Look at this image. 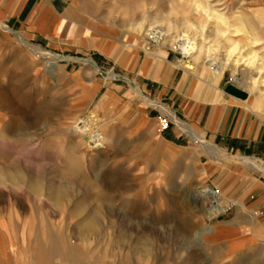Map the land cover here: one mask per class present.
<instances>
[{
  "label": "crops",
  "instance_id": "1",
  "mask_svg": "<svg viewBox=\"0 0 264 264\" xmlns=\"http://www.w3.org/2000/svg\"><path fill=\"white\" fill-rule=\"evenodd\" d=\"M260 1L253 18L264 25ZM128 2L0 0V48L12 41L15 51L32 44L113 63L133 82L132 88L105 84L88 71L64 69L72 81L71 117L93 108L127 136L141 138L143 146L199 147L201 176L189 178L190 183L211 185L237 205L227 218L206 224L208 230L196 220L178 222L177 210L160 207L161 177L127 172L107 180L106 196L82 188L78 203L62 214L72 217L71 227L61 230L58 225L56 238H35L38 264H51L53 256L62 264H264V90L258 95L210 69L211 76L178 70L167 52L141 54L140 36L126 33L120 25L129 22L114 16ZM164 115L184 134L174 127L158 132ZM141 151L160 152L149 147ZM120 168L161 166L153 160L122 162ZM71 181L91 185L93 179ZM5 253L0 246V257Z\"/></svg>",
  "mask_w": 264,
  "mask_h": 264
},
{
  "label": "rangeland",
  "instance_id": "2",
  "mask_svg": "<svg viewBox=\"0 0 264 264\" xmlns=\"http://www.w3.org/2000/svg\"><path fill=\"white\" fill-rule=\"evenodd\" d=\"M137 1L129 0L127 8L113 12L129 22L120 25L126 33L140 36L137 47L141 54L160 56L158 52H167L178 70L193 71L197 76H211L210 70L222 72L225 79L263 95L264 25L253 18L254 9L261 7L260 0ZM152 31L161 33L159 43L146 39ZM144 42L150 43L148 49ZM182 46H187L188 56L178 62ZM87 57L97 70L82 61L85 57L49 52L32 44L15 51L9 41L0 48V246L6 252L0 264H38L35 238H56L58 225L61 230L71 227L72 217L62 214L78 203L82 188L91 187L92 194L106 196L107 180L127 172L129 176L161 177L160 207L177 210L178 222L196 220L199 227L208 230L237 205L224 200L211 185L190 183L189 178L201 176L199 147L169 150L143 146L141 138L127 136L115 121L106 120L93 108L71 117L72 81L64 69L88 71L105 84L134 86L113 63ZM82 122L90 125L84 134L75 128H81ZM170 127L184 134L172 121ZM88 133L97 134L94 143H88ZM97 144L100 147L96 148ZM147 147L160 152L141 151ZM153 160L160 161V169L120 168L122 162L148 164ZM74 177L93 181L91 185L74 184ZM210 189L217 192L224 212L208 219L204 212H197L200 206L193 198L201 195L198 203L207 208L209 200L203 192ZM191 193H196L193 202L188 199ZM114 196L119 199L121 195L116 192ZM50 262L62 264L55 256Z\"/></svg>",
  "mask_w": 264,
  "mask_h": 264
},
{
  "label": "bare ground",
  "instance_id": "3",
  "mask_svg": "<svg viewBox=\"0 0 264 264\" xmlns=\"http://www.w3.org/2000/svg\"><path fill=\"white\" fill-rule=\"evenodd\" d=\"M148 37L150 40H152L153 42L155 43H159L160 42V39H161V33L159 32H156V31H152L148 34ZM189 43V42H188ZM180 47V46H179ZM179 47L177 49H179ZM191 50V49H189ZM180 53L184 56V57H187V46H182L180 49H179ZM186 54V55H185ZM48 67L50 68H55L53 63L52 62H47L46 63ZM53 70V69H52ZM244 84V83H243ZM90 125H87L86 122H82L81 123V128H77L75 127L76 129H78V133H81V134H84L86 132V130L89 128ZM92 126V125H91ZM88 132V131H87ZM86 132V133H87ZM100 138V137H99ZM92 140L94 143V141L97 140V134L95 135H92ZM101 145V143L99 144ZM98 144L96 145V148L100 147ZM94 146V145H93ZM207 190V189H206ZM206 190L203 192L207 195V199L209 200V202L206 204L207 208H203V204L202 203H198V201L201 200V195L197 194V196L195 198H193V201H195L194 203L199 205L200 207H202L203 210L202 212H204L207 216V218H213L214 216H217V215H220L224 212V208L220 205L219 201H218V194L217 192L211 190V191H207ZM201 193V192H200ZM196 194V193H195ZM199 207V208H200ZM208 218V219H209Z\"/></svg>",
  "mask_w": 264,
  "mask_h": 264
},
{
  "label": "built area",
  "instance_id": "4",
  "mask_svg": "<svg viewBox=\"0 0 264 264\" xmlns=\"http://www.w3.org/2000/svg\"><path fill=\"white\" fill-rule=\"evenodd\" d=\"M146 39H147L148 41L152 42V43H155V42H153L152 40L149 39L148 34L146 35ZM149 44H150L149 42H144L143 47L146 48V49H148V45H149ZM143 51H144V50H143ZM184 58H185V57L180 53V59L178 60V62H181ZM80 60H81V59H80ZM82 61L85 62V63H87V64H90L92 67L95 68V70H97L96 67H95V64L90 60V58L88 59V57H85V59H83ZM112 77L114 78L115 76H112ZM125 80H126V79H125ZM126 81L128 82V80H126ZM131 84H132V83H131ZM170 121H171V120L169 119L168 116H166V117H162V118L159 119V130H160V132H163V131H165V130L168 129V126H169V122H170ZM92 134H93V133H92ZM92 134H90V133L87 134V136H88V138H89V140H88V143H89V144L92 143V142H91V136H92ZM88 138H86V139H88ZM215 192H216V191H215Z\"/></svg>",
  "mask_w": 264,
  "mask_h": 264
}]
</instances>
